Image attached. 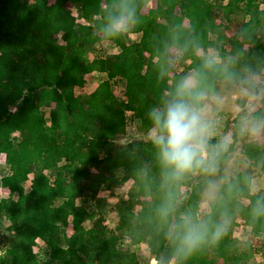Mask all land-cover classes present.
Wrapping results in <instances>:
<instances>
[{
	"label": "trees",
	"instance_id": "trees-1",
	"mask_svg": "<svg viewBox=\"0 0 264 264\" xmlns=\"http://www.w3.org/2000/svg\"><path fill=\"white\" fill-rule=\"evenodd\" d=\"M70 3L82 5L86 23L75 21ZM124 3L134 9L135 22L115 38L105 37L102 27ZM147 5L148 0H0V162L6 156L9 168L0 185L10 193L0 200V217L10 222L6 235L0 229V264L135 263V254L124 252L119 243L129 239L134 247L144 239L141 230L154 213L148 201L141 206L142 198L151 189L158 196L171 192L175 199L183 184L192 185L184 178L162 186L152 140L115 145L126 135L130 121L149 132L153 124L148 113L183 78L170 63L171 50L181 51V64L189 63L188 70L201 71L208 96L216 84L229 79L222 71L203 67L206 52L218 53L222 65L235 73L230 82L264 68V0H158L156 8L143 12ZM234 14L243 20L233 22ZM130 34L137 39L128 41ZM103 40L111 41L116 52L91 60L88 53ZM92 73L106 78L94 92L77 95ZM117 80L125 83L124 99L113 91ZM44 108L50 109L49 119ZM210 142L215 145L218 137ZM245 155L264 167V142L250 143ZM229 157L228 151L221 155L218 169L225 172ZM252 172L246 168L230 177L221 173L223 182L203 221L222 220L223 235L186 258H177L176 264H255L257 257H264V211L253 212L264 191L252 196L242 212L258 241L241 243L232 232L239 202L251 192ZM32 174L27 191L24 183ZM129 180L138 189L134 186L115 206L117 227L104 226L106 218L100 216L97 225L83 228L95 214L77 199L89 195L103 208V201L96 199L99 191L114 192ZM204 188L202 182L192 187L190 210L180 205L168 217L158 264H168L174 257L170 224L184 212L197 214L194 201ZM38 239L47 245L42 262L34 252Z\"/></svg>",
	"mask_w": 264,
	"mask_h": 264
},
{
	"label": "rangeland",
	"instance_id": "rangeland-1",
	"mask_svg": "<svg viewBox=\"0 0 264 264\" xmlns=\"http://www.w3.org/2000/svg\"><path fill=\"white\" fill-rule=\"evenodd\" d=\"M157 6L158 0H148V5L143 9V12H148L150 9H154ZM68 8L72 12L76 22L86 23L82 16V5L80 3H70L68 5ZM261 9L264 11V5L261 6ZM231 18L235 23H239L243 20L240 15L238 16L236 14L232 15ZM58 37L61 41L60 35ZM137 37V35L130 34L127 35L126 38L131 42L135 41ZM238 39L240 41L244 40L242 36H239ZM246 48H249V45H246ZM115 52L116 50L113 48V43L109 40H103L88 53V56L91 60L105 59L106 56L108 57V55H111ZM209 53L216 52L210 50L204 55H207ZM170 55V63L174 71L180 73L181 75H183V77L193 72V70L187 69L189 63L185 64V66L181 64L182 53L180 50H178L177 48H173ZM173 74L174 73H171V76H173ZM259 74L264 77V68ZM104 78H106L104 75H100L98 73L87 75V84L85 85V87L77 89L76 94L88 95L94 92ZM240 80L236 82H230L229 80L219 82V84H216L215 92L212 95L207 96V99L204 101L205 112L207 116L217 122V130L214 137H218V142L222 139L230 141L227 150L230 157L228 162L226 163L227 168H225V172H223L219 168L213 175V179H211V182L207 181L208 179L206 180L202 178L203 176H201V174L199 173H193V175L186 176L185 179L190 181L192 185L183 184L180 188V191L176 194L177 196L175 199H177V207H180V205H185L190 210L191 206L193 205L191 201V194L193 190L192 187L196 186L199 182L204 183L205 188L201 192L199 200L197 202L196 200L194 201V203L198 204L199 209L196 215L193 214L195 218L203 221L205 214L209 211L210 203L215 200L216 196L218 195V190L220 187L219 185L221 184V182H223V179H220L221 173L230 177V174L243 171L246 168H251V170L253 171L251 174L252 184L255 185L257 191H251L249 196H246L239 202L240 205H238L237 207L239 213L236 215V218L233 221L232 232L234 239H237L241 243H250V245H254L258 241V239L252 235L251 228L243 218L242 212L243 209L250 203V199L252 196L261 191H264V167L248 161L247 156L245 155V151L247 149V146L252 142L263 143L264 136H261L260 138H252L247 134L241 135L239 132L238 125L240 122V118L245 112H249L250 110L248 98L244 96L240 91H238ZM113 91L117 97H119L120 99H124L126 93L125 83L121 80L115 81ZM261 103H264V101H262ZM44 111L47 119H49L50 109L44 108ZM260 112H264V108H261ZM132 115L133 114L130 112L127 114L128 118H130V116ZM226 126L228 129H226ZM152 136L153 128L150 129L149 132L144 133V131L140 129L137 124L130 121L127 127L126 135L122 139L116 141L115 145L120 148L129 146L130 144L136 142L142 144L151 141ZM262 161H264V157ZM8 169L9 168L6 163V156H2L0 162V179L3 175L8 173ZM34 177V174L30 175L29 180L24 183V187L27 191L31 189ZM140 177H142V174H140ZM134 183V180H129L123 187L116 189L114 192L102 188L99 191L96 199H101L103 201V208L96 205L95 200L90 199L89 195L78 198V205H82L86 208H91L93 213L95 214V219L84 223L83 228H91L97 225L100 216H105L106 218L103 222L104 226L116 228L118 221L116 217L117 215L115 212V206H117L121 198H125L131 190L138 189ZM211 185H214V188L210 187ZM134 186L135 189H133ZM162 189L165 190L164 188ZM149 191L150 192H148V197L142 198L141 206H143V201H148V203L150 204V208L154 213V219L142 228L141 231H143L144 233V239L139 245L134 247H130L129 239L123 240L119 243L124 252L130 251L135 254L136 264H152V261H156V263L158 264L156 255L158 253L160 244L166 237V234L164 232L167 220H161L159 209L157 210V208L155 207L160 208L162 201L163 199H166L168 192L165 191L163 196H158L155 195V193H153L151 189ZM9 196V191L0 185V200L3 198H8ZM14 198L17 199V196H15ZM141 206H139L140 210L142 208ZM176 224L177 223H175L174 220L170 224L169 229H173L174 231V226ZM9 226L10 222L8 221V219L0 217V229L2 233H5L6 235ZM68 232L70 235L74 233L72 224L70 225ZM46 249L47 245L41 239H38L36 245L34 246V252L40 258L41 262L44 261V252L46 251ZM172 260H170V262ZM170 262L168 264H170ZM255 264H264V257H257Z\"/></svg>",
	"mask_w": 264,
	"mask_h": 264
},
{
	"label": "clouds",
	"instance_id": "clouds-1",
	"mask_svg": "<svg viewBox=\"0 0 264 264\" xmlns=\"http://www.w3.org/2000/svg\"><path fill=\"white\" fill-rule=\"evenodd\" d=\"M135 12L127 3L120 6L118 13L109 16L102 27L105 37L115 38L135 22ZM203 67L212 72L222 71L226 79H232L235 73L222 65L218 53L204 56ZM238 91L248 98L249 112H245L239 122L241 135L252 138L264 136V77L249 70L246 77L240 80ZM208 90L204 84L201 71L194 70L184 76L175 88L166 93L157 107L148 113L153 124L152 141L157 149V156L162 173V186L170 187L193 173L214 175L218 170L221 155L228 150L230 141L222 139L215 145L210 141L216 135L217 122L210 119L205 112L204 101ZM210 187L214 188V185ZM250 190L257 191L254 184ZM177 202L168 193L161 204L159 212L162 221L175 213ZM264 211V197H257L253 206L254 213ZM169 229L168 238L174 249L170 264H176L177 258H186L203 243L217 241L223 235V221L210 223L193 216L191 212L180 215L177 224Z\"/></svg>",
	"mask_w": 264,
	"mask_h": 264
},
{
	"label": "bare ground",
	"instance_id": "bare-ground-1",
	"mask_svg": "<svg viewBox=\"0 0 264 264\" xmlns=\"http://www.w3.org/2000/svg\"><path fill=\"white\" fill-rule=\"evenodd\" d=\"M155 263H156V261H155ZM157 264V263H156Z\"/></svg>",
	"mask_w": 264,
	"mask_h": 264
}]
</instances>
